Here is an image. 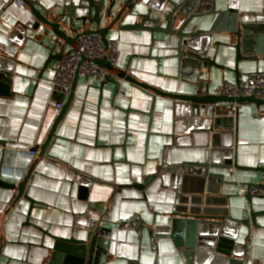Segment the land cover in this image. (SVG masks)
<instances>
[{"label":"crops","instance_id":"obj_1","mask_svg":"<svg viewBox=\"0 0 264 264\" xmlns=\"http://www.w3.org/2000/svg\"><path fill=\"white\" fill-rule=\"evenodd\" d=\"M14 1L0 0V54L10 59L4 65L14 70L13 95L0 98V143L5 144H0V170L2 180L18 185L34 165L26 194L36 203L28 221L31 202L21 199L11 209L16 192L0 187V264H49L52 237L65 239L75 233L84 239L89 219L99 217L110 235L109 240L103 239L107 255L101 256L100 264H183L171 237L158 239L155 248L151 233L167 225V216L176 207L174 176L168 172L162 176L160 167L202 163L212 150L206 148V140L210 143L211 139L193 136L199 124L190 116L191 105L156 96L153 107L154 94L120 79L119 93L114 96V85L101 87L105 72L102 81L90 87L80 78L53 144L40 157L56 117V104L65 105L68 97L53 93L42 82L53 77L58 62L44 69L50 52L41 31L28 30L25 41L23 32L12 33L17 23L32 26L35 22L29 8ZM65 1L36 0L47 12ZM184 1L157 0L162 6ZM211 8L235 11L240 17L261 16L264 0H203L202 10ZM141 11L146 13L144 8ZM216 20L217 14L209 13L191 24L208 32ZM228 21L221 27H229ZM109 40L120 43L118 68L169 94H192L195 85L205 81L216 95L224 82L236 83L242 74L264 72V60L244 61L237 76L232 71L235 50L231 47L236 39L223 31L213 33L210 57L225 69L212 67L204 74L193 73L188 64L180 68L175 57L177 40L165 35L155 34L154 47L147 31H117ZM218 109L219 114L211 118L222 121L225 130L218 139L219 151H227L218 158L223 161L232 155L241 168L214 170L225 174L226 183H216L210 197L222 201V209L233 218H244L251 210L263 212L264 198L249 201L239 189L264 179V173L249 170L264 168V106L245 103L236 118L229 113L230 103ZM177 137L183 139L179 147ZM29 147L38 149L36 156L28 158L18 152ZM83 176L97 181L86 194L80 190ZM99 205L100 214L95 210ZM133 217L144 225L140 233L118 227L119 221ZM256 223L249 229L242 227L237 242L246 244L252 264H264V215L256 217ZM175 237L183 240L181 234Z\"/></svg>","mask_w":264,"mask_h":264},{"label":"water","instance_id":"obj_2","mask_svg":"<svg viewBox=\"0 0 264 264\" xmlns=\"http://www.w3.org/2000/svg\"><path fill=\"white\" fill-rule=\"evenodd\" d=\"M20 1L29 8L35 22L32 26L22 22L17 23L12 33L23 32L25 41L28 30L41 31L50 52L44 69L53 62H59L66 58L68 50L75 48L78 39L82 36L99 35L107 52L110 34L126 30L151 33L154 40L153 47L156 44L155 34L165 35L169 40L176 39L177 54L175 57L178 59L179 67L188 64L192 66L193 73L204 74V71L210 72L212 67L225 69L224 66L216 63V59L210 57L213 33L217 31L230 33L236 39L231 47L235 50V68L232 71L237 76L241 68L240 63L264 60V12L261 16L244 17L242 15L240 17L237 12L230 10L226 13L225 11H215L213 8L203 11V0H186L181 4L166 2L167 6L165 4L162 6L157 0H66L64 5H58L55 10L47 12L39 8L36 0ZM142 8L146 9V13L141 11ZM209 13H216L217 20L208 32L200 29L196 24H191L194 19ZM227 19L229 27L222 28V23ZM130 20L136 21L127 23ZM163 23H165L164 26ZM147 24H151V26H147ZM226 59L229 60L228 56ZM8 60H10L8 57L0 54V98L13 95L11 87L14 70L4 65ZM94 63L106 73L105 82L101 83V87L106 84L114 85V96L119 93L120 82L118 79H120L154 94L153 107L157 101L156 96L181 100L190 104V116L196 124H199V129H193V136L211 139L210 143H207L206 140V148L212 150L207 153L208 159L205 162H183L178 165L165 163L158 170L162 176L167 172L174 176L176 207L167 216V225L152 231L155 248L158 239L171 237L181 259H183V264H252L247 256L248 247L246 244L237 242L238 234L242 227L248 229L252 226L255 227L257 225L256 217L264 215V211L251 210L244 218H233L222 209L224 206L222 201L210 197L216 183L221 185L226 183L225 174L217 173L214 170H239L241 168L237 165L236 159L231 158L232 155L223 161L219 160L218 156L227 152L226 150L219 151L222 147L218 141L225 129L222 127V121L216 118L212 119L211 114L217 116L220 111L219 105L229 104L233 101L261 107L264 106V100L254 97L233 99L217 96L210 93L205 81H199L192 94H169L142 81L135 80L126 70L112 66L107 59L94 60ZM79 79L77 74L72 93L66 104L60 110L56 109V117L42 147L43 150L39 154L40 157L45 156L53 144L56 130L75 97ZM238 81L239 79H237ZM181 138L177 137L175 140L176 147L183 145ZM0 144L5 145L4 143ZM34 150L37 152L38 149ZM34 168L32 165L18 185L6 182L0 177V187L16 192L11 209L21 199L31 202L28 221H30L31 210L36 203L26 194V187ZM249 170L264 173V168H249ZM80 183V190L86 194L97 181L83 176L80 178ZM247 199L252 201L253 198L247 197ZM101 209L102 205L95 208L98 213ZM89 221L85 225L88 227V234L84 239L78 238V234L75 233L65 239L52 237L54 244L49 264H100L101 256L107 255V250L104 248L103 239L98 237V233L100 231L108 232L109 229L102 226L103 217L90 218ZM155 233L157 237L154 235ZM177 234H181L183 240L177 241L175 237ZM2 246L3 240L0 237V252Z\"/></svg>","mask_w":264,"mask_h":264},{"label":"built area","instance_id":"obj_3","mask_svg":"<svg viewBox=\"0 0 264 264\" xmlns=\"http://www.w3.org/2000/svg\"><path fill=\"white\" fill-rule=\"evenodd\" d=\"M14 2L18 6L23 5L20 0H15ZM76 45L75 48L68 50L66 58L55 64L53 77L48 80H42L43 83L51 88L53 93L61 94L64 98L71 95L74 79L77 74L79 78L84 79V84L89 87L102 81L104 71L94 63V60L107 59L114 67H117L118 64L120 45L118 41L109 40L107 52L106 46L99 35L82 36L78 39ZM216 95L233 99L254 97L264 100V72H259L258 70L254 73L242 74L240 80L236 83L224 82V84L217 88ZM244 104L235 101L230 103V115L236 118L240 114V110ZM62 106V104H56L58 110ZM18 152L20 154L26 153L28 158L36 156V151L32 147L18 149ZM24 177L25 175H22L21 179ZM239 194L246 198H264V179L260 180L256 185L240 187ZM142 224L140 219L133 217L119 221L118 227L123 230L140 233L142 231ZM98 237L106 240L110 239V235L102 231L98 233Z\"/></svg>","mask_w":264,"mask_h":264}]
</instances>
